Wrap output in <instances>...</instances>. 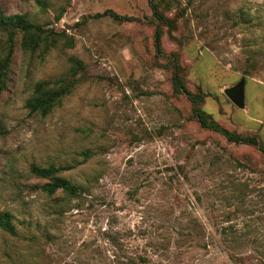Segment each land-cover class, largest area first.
<instances>
[{
  "label": "rangeland",
  "instance_id": "374dc122",
  "mask_svg": "<svg viewBox=\"0 0 264 264\" xmlns=\"http://www.w3.org/2000/svg\"><path fill=\"white\" fill-rule=\"evenodd\" d=\"M154 1L159 55L149 0H0L66 34L34 53L16 37L0 94V211L16 233L0 227V264H264V155L202 128L171 83L175 60L206 113L264 144V0ZM241 79L239 108L224 89ZM66 80L50 112H29L37 83ZM32 163L66 167L78 194L44 193Z\"/></svg>",
  "mask_w": 264,
  "mask_h": 264
},
{
  "label": "trees",
  "instance_id": "16d2710c",
  "mask_svg": "<svg viewBox=\"0 0 264 264\" xmlns=\"http://www.w3.org/2000/svg\"><path fill=\"white\" fill-rule=\"evenodd\" d=\"M149 4L156 25L153 37L154 49L155 54L159 55L162 52V30L160 26L165 19V15L159 10L157 2L149 0ZM103 14H109L116 20L124 19V17L111 11H105ZM0 30L3 31L6 36L5 52L0 58V94L6 87L7 72L18 35L20 36L19 46L21 50L30 53H34L39 49H42L43 52L48 51L50 48L57 45L59 41L66 38V34L63 31L57 32L53 28L43 27L39 23L32 22L28 19L27 15L23 13L11 15L0 14ZM171 83L174 94H182L190 100L193 106L192 116L202 128L219 132L228 142L254 146L264 155V144L257 136L228 130L202 109L201 104L204 96L199 92L190 91L186 87L180 76L179 64L175 60L172 61L171 66ZM72 87L73 83L68 80L63 84L55 83L53 85L49 82H39L34 88L35 94L27 100L26 106L31 113L38 112L41 115H45L50 112L54 106L60 103L61 99L71 91ZM65 168L66 167L54 165L38 166L32 163L30 164L29 172L36 177L47 179V181L41 185V190L48 195L56 191H61L69 195H77L80 189L78 185L59 176V173ZM0 227L12 235L16 233L10 213L0 211Z\"/></svg>",
  "mask_w": 264,
  "mask_h": 264
},
{
  "label": "water",
  "instance_id": "95a60500",
  "mask_svg": "<svg viewBox=\"0 0 264 264\" xmlns=\"http://www.w3.org/2000/svg\"><path fill=\"white\" fill-rule=\"evenodd\" d=\"M225 95L239 108L244 107V80L241 79L236 85L224 89Z\"/></svg>",
  "mask_w": 264,
  "mask_h": 264
}]
</instances>
